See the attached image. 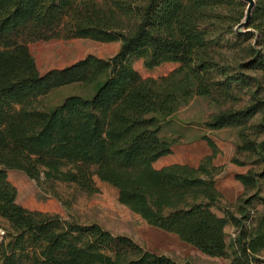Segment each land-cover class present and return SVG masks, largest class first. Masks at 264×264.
Returning <instances> with one entry per match:
<instances>
[{"label": "trees", "instance_id": "1", "mask_svg": "<svg viewBox=\"0 0 264 264\" xmlns=\"http://www.w3.org/2000/svg\"><path fill=\"white\" fill-rule=\"evenodd\" d=\"M246 7L243 0H0V264H192L96 222L25 208L9 170L58 199L60 185L98 192L97 179L148 225L202 253L264 263V210L253 209L255 201L264 205V0L237 31ZM79 38L119 48L110 58L87 55L39 72L30 43ZM136 64L148 73L173 68L154 77ZM71 83L94 91L41 105V97ZM194 96L219 109L202 122L206 129L238 130L232 162L262 167L235 175L246 193L256 190L240 199V216L214 210L218 148L207 135L211 154L197 166H153L174 143L161 135L162 122ZM230 223L239 230L231 245Z\"/></svg>", "mask_w": 264, "mask_h": 264}, {"label": "rangeland", "instance_id": "2", "mask_svg": "<svg viewBox=\"0 0 264 264\" xmlns=\"http://www.w3.org/2000/svg\"><path fill=\"white\" fill-rule=\"evenodd\" d=\"M119 48V42H98L90 39H51L36 41L29 44L31 55L40 73L52 68H63L87 55H95L100 58H110ZM142 70L139 64H136ZM173 68L172 65L162 67L156 72H143L144 75L159 76ZM93 85L71 83L56 89L40 98L44 108H52L60 104L64 98L70 95L91 96ZM219 109L206 97L194 96L188 103L181 106L171 117L162 122L161 135L173 140L172 155L162 158L154 163L155 168L172 163H182L197 166L206 156L211 154V149L202 138L207 135L216 143L219 155L217 166V180L220 186L221 200L214 208L219 215H225L227 211L237 212V204L241 198H246L256 190L246 193L239 181L235 178L239 169L232 159L237 155L239 143L238 130L236 128H223L219 130L206 129L202 122ZM210 153V154H208ZM244 160L245 155H239ZM253 165H246L251 168ZM243 167V166H240ZM260 170L261 166H253ZM8 179L17 189V202L30 210H38L59 214L66 220L76 221L82 224L96 222L114 235H127L136 241L145 250L156 254L171 257L178 263L190 262L192 264H231L229 257L209 256L192 245L181 241L175 234L162 231L148 225L139 215L130 211L119 203L117 191L107 183L96 179L98 192L85 194L76 191L72 186L60 185L58 191L60 198H55L44 193L20 170H9ZM260 195L264 196V181L260 189ZM256 212L264 210V205L255 201L253 207ZM252 225V222L247 223ZM2 227H7L5 221H1ZM228 242L231 245L233 238L238 234V227L230 223L227 225ZM4 230L0 228V239ZM264 264V263H260Z\"/></svg>", "mask_w": 264, "mask_h": 264}, {"label": "water", "instance_id": "3", "mask_svg": "<svg viewBox=\"0 0 264 264\" xmlns=\"http://www.w3.org/2000/svg\"><path fill=\"white\" fill-rule=\"evenodd\" d=\"M246 4V12L243 21L236 27L237 31H244V29L249 25L251 22L254 9L256 7V0H243Z\"/></svg>", "mask_w": 264, "mask_h": 264}, {"label": "crops", "instance_id": "4", "mask_svg": "<svg viewBox=\"0 0 264 264\" xmlns=\"http://www.w3.org/2000/svg\"><path fill=\"white\" fill-rule=\"evenodd\" d=\"M172 151H173V149H172ZM208 154H210V153H208ZM170 155H172V152L170 153V154H168V155H165V156H163V157H161V158H159L158 160H160V159H162V158H167L168 156H170ZM218 155H219V153H217L216 154V156L214 157V159H213V164H214V166H219L220 165V163L221 162H219L218 161V159H217V157H218ZM157 160V161H158ZM156 162V161H155ZM154 162V163H155ZM173 164V163H172ZM199 164V163H198ZM197 164V165H198ZM153 166H154V164H153ZM239 167V169L236 171V174L237 173H246L248 170H249V168L248 167H245V166H243V167H240V166H238ZM216 180H217V176H216ZM239 183H240V185L242 186V188L244 189V185L239 181ZM217 188L220 190L221 188H220V186H219V184H218V180H217Z\"/></svg>", "mask_w": 264, "mask_h": 264}]
</instances>
